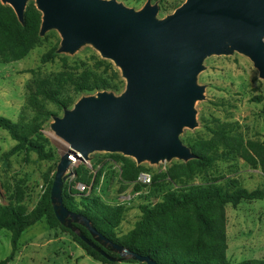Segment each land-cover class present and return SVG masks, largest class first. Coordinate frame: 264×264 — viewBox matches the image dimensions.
<instances>
[{
  "label": "rangeland",
  "instance_id": "1",
  "mask_svg": "<svg viewBox=\"0 0 264 264\" xmlns=\"http://www.w3.org/2000/svg\"><path fill=\"white\" fill-rule=\"evenodd\" d=\"M128 7L141 9L148 0H118ZM186 0H152L160 7L159 17L171 14ZM42 12L30 0L26 7V24L23 25L12 6L0 1V36L5 31L18 37L23 50L19 59L1 55L0 59V116L21 125L33 138L47 140L46 148L57 151L54 159H42L38 153L23 148L4 156L18 141L0 127V204L12 205L22 212L32 211L46 191L47 179L54 176L60 160L59 148L50 125L54 116H63L64 110L50 101L39 88L62 89L75 103L85 95L97 92H75L76 81L82 83L92 74L103 75L111 83L119 82L125 89V80L111 60L104 59L91 45H85L75 54L58 53L61 37L56 30L40 35ZM50 53L55 55L43 61ZM205 69L198 82L205 86L203 100H198V125L185 128L181 138L192 140L211 138V128L219 123H235L246 139L264 141V79L251 59L241 53L213 55L204 62ZM123 81V82H121ZM103 91V90H102ZM51 113V114H50ZM187 144V143H186ZM215 158L198 171L192 183L217 180L230 181L248 190L264 188V174L228 149H221ZM87 162L74 161L68 170L63 191L76 199L81 196L99 197L110 206H123L125 211L116 228L117 236L131 231L139 221L141 205H154L168 190H179L183 185L172 180L168 172L180 160L151 164H138L135 159L119 153L96 152ZM132 162L140 173L151 175L150 184L123 177V169ZM139 173V174H140ZM80 184L87 185L85 190ZM227 258L230 263L249 259L264 260V200L243 201L226 206ZM12 231L0 230V262L11 256L10 264H110L89 255L74 235L61 227L52 228L46 218L26 228L13 252ZM113 264H141L122 261Z\"/></svg>",
  "mask_w": 264,
  "mask_h": 264
},
{
  "label": "water",
  "instance_id": "2",
  "mask_svg": "<svg viewBox=\"0 0 264 264\" xmlns=\"http://www.w3.org/2000/svg\"><path fill=\"white\" fill-rule=\"evenodd\" d=\"M0 1L25 24L30 0ZM34 1L42 12L40 35L60 34L58 53L75 54L91 45L114 63L126 83L120 94L103 90L82 96L63 116L53 117L52 141L60 153L50 193L54 213L62 226L109 261L158 264L113 242L85 214L65 206L68 170L96 152L119 153L138 164L197 158L181 135L198 125L195 105L205 98V86L198 82L204 62L238 52L251 59L264 79V0H186L163 18L152 0L139 10L118 0ZM76 224L86 227L98 245Z\"/></svg>",
  "mask_w": 264,
  "mask_h": 264
},
{
  "label": "trees",
  "instance_id": "3",
  "mask_svg": "<svg viewBox=\"0 0 264 264\" xmlns=\"http://www.w3.org/2000/svg\"><path fill=\"white\" fill-rule=\"evenodd\" d=\"M21 50L23 46L18 37L12 36L7 31L0 36V59L2 54L4 57L11 54L12 59H19ZM54 55L55 53L47 54L43 61L46 62ZM74 84H76V93L102 90L119 92L121 90L119 82L111 83L103 75L97 74H92L82 83L76 81ZM39 90L63 110L72 108L75 104V101L68 95L63 94L62 89L45 86ZM0 127L8 130L18 141L4 156H10L23 148H29L37 152L42 159L52 160L56 157L57 151L46 148L47 140L43 141L41 137H31L20 124L11 119L0 116ZM211 132L212 136L207 140H192L189 136L183 138L184 143L191 147L197 158L188 162L180 161L168 172L169 177L183 187L179 190L166 191L162 199L154 205H141L142 215L139 221L125 235L119 237L116 234V228L125 207L104 204L96 196H81L76 199L73 195L63 191L64 204L71 211L85 214L94 226L113 242L125 245L141 255H148L158 264H264L263 259L230 263L227 258L229 247L226 234V206L228 204L236 206L243 201L264 200V188L248 190L230 181L222 183L217 180L192 183L198 171H201L206 164H211L215 158L221 157V149H228L252 167L260 168L264 174V141L246 139L237 131L235 123H219L211 128ZM123 170V177L126 180H134L141 168L130 162ZM53 178L54 176L47 179L45 193L39 204L30 212H22L12 205L0 204V230L12 231L13 252L17 249L23 231L46 218L52 228L61 227L71 232L89 255L105 263H116L109 261L102 253L83 241L79 235L61 225L54 213L50 198ZM76 227L94 242L86 227L79 224H76ZM106 252L110 255H117L109 250ZM10 259L11 256L1 261L0 264H10ZM127 261L137 262L132 259Z\"/></svg>",
  "mask_w": 264,
  "mask_h": 264
},
{
  "label": "built area",
  "instance_id": "4",
  "mask_svg": "<svg viewBox=\"0 0 264 264\" xmlns=\"http://www.w3.org/2000/svg\"><path fill=\"white\" fill-rule=\"evenodd\" d=\"M139 180L145 184H150L152 181V177L150 174L146 173V172H142L139 174ZM79 188L83 191L87 188V185L85 184H80Z\"/></svg>",
  "mask_w": 264,
  "mask_h": 264
},
{
  "label": "bare ground",
  "instance_id": "5",
  "mask_svg": "<svg viewBox=\"0 0 264 264\" xmlns=\"http://www.w3.org/2000/svg\"><path fill=\"white\" fill-rule=\"evenodd\" d=\"M75 159V158H74Z\"/></svg>",
  "mask_w": 264,
  "mask_h": 264
}]
</instances>
